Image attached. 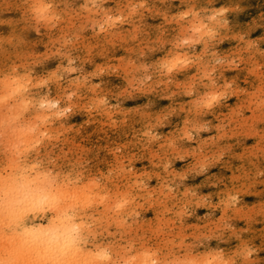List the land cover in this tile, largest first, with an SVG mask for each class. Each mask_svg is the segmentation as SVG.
<instances>
[{
	"label": "bare ground",
	"instance_id": "obj_1",
	"mask_svg": "<svg viewBox=\"0 0 264 264\" xmlns=\"http://www.w3.org/2000/svg\"><path fill=\"white\" fill-rule=\"evenodd\" d=\"M11 1L13 0H9L10 3ZM26 2L25 9L32 14V17L50 21L52 24L62 18L60 13L52 7L54 3L63 8L60 10L63 15L65 13L77 17L82 13H91L94 30L98 33L95 31L96 33L91 35L90 32L93 30L90 31L92 40L85 41L86 43H83L85 45L80 47L86 55L87 52L93 51L92 61L85 62L80 51L76 54L77 65L87 66L83 75L77 74L72 64L65 59V61L60 60L47 67L42 75L34 74L28 60L23 63L24 60L21 61L19 58L16 59L23 64L15 66L17 63L13 65V62H7L8 64L0 69V129L10 131V137L11 134L13 137L12 142V137L9 140L11 146L6 136L5 141H8L7 146L10 145L12 151L8 150L11 151L8 159L5 157L8 164L5 165V160V168L0 171V264H100L101 262L105 264H250L247 262V257L255 249L254 239L245 241L236 237L226 249L224 248L223 253L216 251V247V250L215 248L205 250L201 247L193 249L195 241L205 236V231L221 229L219 221L222 218L232 220L236 225L246 219L255 223L252 216L260 212L258 206L249 209V212L247 210V213L239 210L240 205L245 201L244 198L248 195L247 187L251 172L245 173L241 178L234 174V169L240 167L243 161L239 155L244 153L247 147L240 148L235 155L233 154V161L225 168L227 174H225L224 182L206 194L203 191L193 196L195 186L177 189L173 187L175 180L179 177H183L188 172H200L209 166L211 160L205 162L201 158H196L199 155L196 151L205 144V137L202 134L205 128L213 126L216 139L224 134L225 122H221L223 113L226 112H222L224 109L233 111L234 104L239 99L243 102L240 107L243 113L253 112L258 105L259 101L255 97L256 88L254 87V83L258 80L252 67H249L248 59L246 58L248 62L246 63L249 64L248 70L245 67L237 70L235 74L231 73L232 63L229 62V53L237 55L238 48L247 46L256 48L252 38L237 40V30L242 26L236 18L240 0H179V6L168 5L169 7L165 9L159 5L161 2L158 3L157 0H27ZM70 2L73 8L67 11L66 8ZM252 2V0L249 2L247 9L252 7ZM243 3L246 5L248 0H244ZM4 4V7H9V4ZM1 6L0 12L7 14L9 9ZM226 9H232L235 15L231 14L229 18ZM22 11L18 14L20 19L17 18L18 21L26 18L22 15ZM35 19L34 21H39ZM5 20V18L0 19V23H4ZM61 20L63 21V18ZM228 20L231 22H227ZM44 21L41 20V22ZM27 22L30 23L29 20ZM20 24H25V21ZM64 24L68 25L66 20ZM136 25H139L138 33L135 30ZM76 27L72 28L73 32ZM15 29L13 30V32L16 31L15 34L17 31L21 34L19 29ZM67 29L68 26L65 30ZM79 31H81L80 27ZM7 34L8 32L5 35L9 36L10 32L9 35ZM15 34L12 33V36L5 40L2 39L5 36L3 35L0 40L5 44L8 43V47L11 43V48L12 43L20 45L19 42L22 39L16 37L18 33ZM74 34L77 35L76 32ZM50 35L51 33L46 36L50 37ZM255 36L253 38L257 41ZM56 37L58 39L60 36ZM225 37H229L228 41L226 40L224 45H218L217 42ZM115 38L116 41H114ZM128 42L131 43L132 48L123 52L119 62L134 57V50L137 49H134L133 44H145L148 48L152 46L155 48L154 45L157 42L164 43L158 54L153 59L150 58L152 60L150 83L143 82V79L137 80L139 85L142 84L137 89L141 96L145 99L157 98L158 106L163 108L166 116H169V128L161 134L155 131L161 118L155 109L144 114H139L134 109L118 112V121L123 130L121 133L118 130L119 138L118 134L115 136L113 134L112 128L116 121L109 109L110 105L105 102L107 93L103 91L107 88L104 85L98 86L99 81L103 79L99 71L105 70L101 61L103 53L100 52V48L101 45H107L109 49L119 51L117 47ZM43 45L44 47L47 45L46 39ZM0 49H2L1 45ZM5 49L4 52L7 51ZM215 51H218V54ZM104 53H107V50ZM109 53L111 55V52ZM19 55L21 56L20 53ZM25 56L27 58L28 55ZM218 59L221 63L217 66L216 60ZM10 61H12L11 58ZM130 61L132 62L131 59ZM114 66L112 65L113 68ZM139 71H133V75L135 76ZM215 71L218 76L211 75ZM66 72L70 74L67 83L71 88V93L75 96L74 103L70 102L73 100H67L68 94L66 95L65 90L61 89L58 84L59 78ZM111 73L113 74V71ZM124 77L120 76L114 80L117 81L115 87H119L124 82ZM228 79L233 82V86L230 84L232 86L230 90L226 88ZM246 87L247 91H243ZM108 92L113 97L118 95L117 92L112 91V88H108ZM225 95L230 98L228 105L220 101ZM69 108L72 110L64 119L63 114ZM62 116L64 121L61 120ZM79 116L82 117V119L78 118L79 123L76 122L80 127L79 138L88 139L95 132L101 133L104 129L108 133L105 165L107 166V188L106 195L102 193V198H96V195L100 196V194L95 192V195L90 183L80 184L81 187H77L76 183H71L68 177V179L64 177L63 172H50L46 165L37 162L39 158L36 160L37 156L42 154L36 153L39 148L33 151L29 146L32 140L37 139V135L32 134L34 130L54 126L60 128V125L69 127V124L73 123L72 119ZM195 117L202 119L197 122ZM245 118L247 119V116ZM126 119L127 123L124 122ZM246 119L239 121L236 117L233 121L240 124L243 129ZM228 134H234L232 127L228 130ZM48 135L46 134L45 137ZM52 138L54 139V137L50 139ZM39 139L38 137L35 142L40 141ZM124 140L127 141L121 143ZM222 140L226 141L223 138ZM3 141L4 138L1 143H4ZM180 142H190V149L178 148L176 144ZM45 144L48 146L49 143ZM142 144L155 151L141 153ZM118 147L122 150L121 156L115 151ZM82 153L84 152L81 149L69 152L71 156ZM162 156L163 160L160 159ZM121 159L124 160L121 161ZM217 175H220L219 172ZM101 205L104 207L102 208ZM209 210H216L219 215L207 222L205 215ZM88 213L92 215L91 218L95 216H98V219L104 218L108 226L107 249H99L101 256L97 254L91 243L95 234H92L90 227H86L83 222ZM142 213H145L146 217L139 219ZM43 219L45 221H42ZM173 221L177 222L176 227L170 226ZM216 234L218 235L219 232ZM220 235L222 236V233ZM225 237L234 236L229 232ZM257 255L259 257V254ZM263 259L251 264H264Z\"/></svg>",
	"mask_w": 264,
	"mask_h": 264
},
{
	"label": "rangeland",
	"instance_id": "obj_2",
	"mask_svg": "<svg viewBox=\"0 0 264 264\" xmlns=\"http://www.w3.org/2000/svg\"><path fill=\"white\" fill-rule=\"evenodd\" d=\"M13 1H11V3H12L11 4L9 2V0H0V5H2L1 7H4V5H5L4 3L9 4L8 5L9 7H7V6L4 7V9L6 7H7L6 9H9V11L7 10V12H8L7 14H5V12H3L4 14H2L0 12V17H1L0 19L5 18L6 20L4 21V23L5 22L7 23V24L5 23V25H4V23H0V35H1V32H2V35L0 37L5 35L7 32H8L7 35H9V32H10L9 36L5 35L6 38H4L5 36L2 37V39H4V40L5 39H9V37L12 36L11 35L12 33L15 34L16 31L13 32V30L16 28L15 30L19 29L21 31V34H20L19 31H17L18 35H16L17 33L15 35H16V37L18 36L17 38L21 37L19 39L20 40L22 39V40L21 41L19 40L21 42V43L19 42L20 45H17L18 43L17 44L12 43V48H14V49L11 48V46H10L11 43L9 44V47H8V43L5 44V43L2 42V40H0L1 41L0 45L2 47V49H0V52H1L0 61H2L0 69L2 67H4L5 65H7L8 64L7 62H11V63L13 62L12 63L13 65L15 63H17V65L15 64V66H18L19 64H23L24 62H26V60H28V63L30 65V67L34 69V70L32 69L33 73L34 74H38V75H40V74L42 75L43 71H45L47 67L51 66L53 63H56V62H58L60 60H64L65 59V60H67L68 62H70L72 64V66L76 70L77 74L81 73L83 75L84 72L86 71V67L87 66H79V65H77L78 61H77L76 54L80 51V55L83 57V60L85 62L88 61V63H89V61H92V59H93V56H92L93 54H91V53H93V51L87 52V55H86L85 52L83 54V50L80 48L81 46L83 47L85 45L83 43H86L89 39L92 40V36L91 35H94V33H96V32L98 33L97 30H94L93 23H92V18H91L92 17L91 13H88V14L82 13V14H79L77 17H75V16L72 17V15H67V14L64 13V15H65L64 16L62 14V11H60V10H63V8L59 4L54 3L52 5V7L54 9H56L60 13L61 17L63 18V21L61 20L62 18L60 17L61 19H58L57 23H53L52 24L50 21L46 20L47 21L46 22L43 19H37V18L35 19V17H32V14H29L27 9H25L26 8V4H27V2H26L27 0H18V1L17 0H13ZM148 1H151V0H148ZM157 1H158V3H159V1L161 2V3H159V5L163 6L164 9L166 7H169L170 5L179 6V0H157ZM181 1H183V0H181ZM243 1L244 0H240V2L238 3L239 4V12H237L238 15H237L236 18H237L238 21H240L242 23V26H240V28L237 30V35H238V39L237 40L241 41V38L244 39V40L246 38H252L253 41H254L253 44H254V46H256V48H251L249 46L238 48L237 52H236L237 55H231L229 53V60H230L229 62L232 63L231 64V73L232 74H235L236 71L239 70V69H244L246 67L247 68L246 70H248L249 67H252V70L254 71V73L256 75V79L258 80V81H256L254 83V87L256 88L255 89V97L259 101L258 105L256 106V108H255V110L253 112H247L246 111V112L243 113V111H242L243 109L240 108L242 106L243 102L241 101V99H239L237 102H235L233 111H229V109H224L222 112L226 111V112L223 113V115L225 117L223 116V118H222L223 121H221V122H225L224 124H225V130L226 131H224V134L221 135L219 139L218 138L216 139L215 132L213 130L214 127L213 126L212 127L209 126L208 128H205L203 133H202L204 135L203 137H205V144H203L202 145L203 147L201 146L199 148V150L196 151V154H199V155L196 156V158H198V159L201 158V159L205 160V162L211 160L210 163H209V166L207 168H203L200 172H188L183 177H179L178 179L175 180V182H174L175 184L173 185V187L175 186L174 189H177V188H183V187H186V186L187 187L195 186V190L193 192L194 193L193 196L199 195L203 191H205V194H206V192L211 191L212 189L215 188V186H217L219 184H222L224 182L225 174H227V170L225 169L227 167V164H229V163H231L233 161L234 155L238 152V150L240 148L247 147V150L244 153H241L239 155L241 158H243V161H242L240 167L234 169V174L235 175L237 174L236 176L241 178V176H243L245 173L251 172V177L248 180L249 185L247 187L248 195L244 198L245 201H244V199L242 200V202L244 201L245 203L243 202L240 205L241 209H239V210L241 212L247 213V212H249V209L258 206V208H260V212L258 214H255V215L252 216V218H254L253 221L255 223L253 224L251 220L246 219L245 221H241V223L238 224L239 225L238 226V225H236L234 223V221L229 220L227 218L226 219L222 218L219 221V225H220V228L222 230L218 229L217 231H214V230H209L208 229L209 231L208 230L205 231V236L203 235V236L199 237L195 241L193 249H198V248L201 247V248H205V250H208V249H213V248L216 247L217 248V250L215 248L216 251L223 253L224 250L226 249V247L229 245V243L231 241H233L236 237H238V239H242V240H245V241L250 240V239H254L255 240V245H256L254 247L255 249H253L252 253L249 254L248 257H247V259H248L247 262L251 264V263L256 262L257 260H260V259L264 258V137H263L264 136L263 135L264 134V122H263V120H264V0H252L253 1L252 2V7L250 9L249 8L247 9V6H248V4H249V2L251 0H248V3L246 5L243 3ZM21 2H23L24 4L21 3ZM164 2H165V5H164ZM71 4L72 3L70 2L69 6L66 8L67 11H69L70 8H73ZM244 6H245V8H244ZM177 9H179V8H177ZM10 10H12V13H10ZM21 10H23L22 11V15L26 17V18H24V20H22L23 22L25 21V24H20L22 21H18L17 20V18L19 19L18 14L21 13ZM25 12H27V13H25ZM226 14L229 17V15H231V14L235 15V12L232 11V9H229V10L226 11ZM80 15H81V17H80ZM67 16H68V18H67ZM99 16L102 17L101 15H99ZM28 17H30V18H28ZM71 18H72V21L74 20L72 25H71V22H72ZM34 19L35 20H39V21H34ZM64 19L66 20V23L68 25L64 24V22H65ZM26 20L27 21L29 20L31 25ZM31 20H32V22H31ZM41 20L46 22V24H44V22H41ZM88 20H90V21L88 22ZM11 21H13V22H11ZM102 21L104 22V20H102ZM81 22H83V23H81ZM227 22H231V20L230 21L228 20ZM51 24H52V27L49 28V26H51ZM87 24H89V25L87 26ZM42 25H44V26H42ZM81 25H84V26L82 27ZM67 26H68V29L65 30L67 28ZM78 26L80 27L81 31H79V27ZM73 27H76L74 32L72 30ZM1 28L4 29V30H2ZM47 28H48V30H47ZM69 28L71 29V31H70ZM44 30H45V32H44ZM135 30L138 33L139 25H136ZM135 30H133V32ZM83 31L85 33H83ZM90 31H92V32H90ZM103 31H107V30L103 29ZM48 32L51 33L50 37H48L49 34H50ZM75 32L77 33V35L74 34ZM89 32H90L91 35L89 34ZM102 33L103 32H101V34ZM47 34H48V36H46ZM104 34H107V33L104 32ZM42 35H44V36H42ZM54 35H56L58 37L60 36L59 37L60 39L59 38L57 39V37L54 36ZM254 36L257 38V41H255V39L253 38ZM84 37H87V38H84ZM44 38L46 39V43H47V45L45 47L43 45V43H45V39ZM228 39H229V37H225L224 39H221L220 42H217V43H218V45H224L226 40L228 41ZM42 40H43V42H42ZM80 41H82V42H80ZM114 41H116V38L114 39ZM81 43H82V45H80ZM124 44H125V46H124ZM124 44L123 45L121 44L122 46L117 47L118 50L120 49L119 51L109 49L107 45H101L102 47L100 48V50H101L100 52L103 53L102 54L103 58H102L101 61L103 62V68H105V70L101 69V71H99L100 72V76L103 79H101V82L99 81L98 86L102 87L104 85L107 88L105 91H103V92L107 93L106 96H105V98H106L105 102L107 103V105L108 104L110 105L109 109L111 110V113H113L112 114L113 119L116 121L114 127L112 128L113 134H114V136H115V134L116 135L118 134V138H119V134L122 132L121 130H123V127L120 124V122L118 121V118H119L118 112L122 113L124 110H127V109H129V110H131V109L133 110L134 109L139 114H144V113L149 112V110H154L155 109L157 115L160 114L159 116H161V118L159 119L160 121H159L158 125L155 127L156 128L155 131L159 132L161 134V132H164V131L168 130V128H169V121H168V117L169 116H166L164 111H163V108L158 106L159 102L157 101L158 100L157 98L145 99L143 96H141V94L138 92L137 89L142 84L139 85L137 80L143 79V82L150 83V79H152L151 78L152 77V65H151V61L152 60L151 59H153L158 54L159 49L164 45V43L163 42H157L154 45L155 48H153V46L148 48L145 44H143V45L142 44L138 45V43L133 44V47H134V49H137L136 50L137 52L134 50V57L135 58L134 57L130 58L132 60V62L130 61V59H126L127 61L126 60H122V62H119V59H120L121 55L123 54V52H126L127 49L129 50V49L132 48V45H130L131 43L128 42V43H124ZM15 45H17V46H15ZM73 45H75V46H73ZM4 46L7 49H5ZM139 46L141 47V49H140ZM72 47H74L76 49H74ZM78 47L81 50L78 49ZM121 47L124 50H122ZM8 48L11 51L12 50L13 51L11 52L10 50H8ZM144 48H146V49H144ZM4 49L7 50V51L4 52L3 51ZM40 49H41V51H40ZM253 49H255V50H253ZM103 50L105 52L107 50L108 54L104 53ZM14 51H15V53H14ZM108 51L111 52L112 56L110 55V53ZM138 51H139V53H138ZM35 52H38V53H35ZM19 53L21 54V56L19 55ZM34 53L36 54L37 57L40 56V55L41 56L37 58L34 55ZM215 53L218 54V51H215ZM26 54L29 56V58H28V56L26 58V56H25ZM113 54H115V55H113ZM89 55H91V56H89ZM106 55H108V57ZM7 56L9 58V60H8ZM104 56H106V57H104ZM10 58L12 59V61H10ZM16 58L17 59L19 58L21 61L24 60L23 63L20 60H17ZM36 58L39 61H37ZM39 58H42L44 60L42 61V59L40 60ZM53 58L54 59L56 58V59L54 60ZM107 58H109V59H107ZM246 58L248 59V62L250 63V66H249V64H247L248 62H247ZM33 60H34L35 63L33 62ZM5 61H6V63H5ZM147 61H149V63ZM30 62L33 63V64H31ZM39 62H41V63H39ZM46 62H48V63H46ZM106 62H108V63L111 62V63L107 64ZM11 63H9V64H11ZM113 63H115V64H113ZM133 63H135V65L138 63L136 65L137 67L135 65H133ZM142 63H144V64H142ZM220 63H221V60H219V59L216 60V65L217 66ZM117 64H118V66H116ZM245 64H247V65H245ZM251 64H252V66H251ZM107 65H109V67ZM112 65L113 66L115 65L114 68L112 67ZM126 65H127V67H126ZM145 66H146V68L148 66L149 67L146 69V68H144ZM111 67H112L113 74L111 73L112 72L111 71ZM123 67H125V68L122 71ZM128 68H131V69H129L130 72H129ZM216 68H218V67H216ZM35 69H36V71H35ZM116 70H117L118 73L116 72ZM135 70L136 71L140 70V71H139L138 74H136L134 76L133 75V71H135ZM37 71H39V72H37ZM80 71H82V72H80ZM67 73L68 72H66L63 75H61V78H59V80H58V84L60 85L61 89L65 90L66 95L68 94L67 95V98H68L67 100H69V101L73 100V101H70V102L74 103L76 101V99H75L74 94L71 93L70 86H68V83H67L68 79L67 78H68V76H70V74L69 73L67 74ZM130 73H132V75ZM65 74H66V76H65ZM139 74L140 75L142 74L141 77H139L140 76ZM119 75L120 76H125L124 78L126 80L124 79V82L122 84H120L119 87H115L117 81H114V80L117 77H120ZM126 75H127V77L130 80H128ZM211 75L218 76L216 71L214 73H211ZM103 76H105V78ZM111 77H113V78H111ZM79 78H82V77H79ZM105 82H106V84H105ZM108 82L111 83V84L113 83V84L111 85ZM227 82L229 84V85L226 84L227 90L232 89L231 87L233 86V82H230L229 79L227 80ZM107 85L109 87H107ZM108 88H112V91L117 92L118 93L117 97H113V95L108 92ZM247 89L248 88L246 87V88L243 89V91L244 90L247 91ZM108 95H110V96H108ZM222 98H221L220 101L223 104L224 103L226 105L230 104L229 96L225 95V96H222ZM237 108H239V109H237ZM71 110L72 109L69 108V109H67V111L64 112V114H63L64 115V119L67 118V116H68V114H70ZM159 110H160L161 113L159 112ZM234 115H237L236 117H237V119H239V121H243V119H246L245 117L247 116L245 124H243V129L240 127V124L234 123L233 120L236 118ZM80 117L81 116L74 117L72 119L73 123H71V125L69 124V127H67L68 125H60V128L59 127L55 128V126H54V127L39 128L37 130H34V132L32 134L34 136L37 135V137H36L37 139H34V136H33L34 140H32V141L30 140L31 143H30L29 146H31L30 149H33V151H36V149L39 148L36 151V153H39V155L42 153L40 156H37V158H36V160L39 158V160H37V162L39 164L46 165L48 167L47 169H49L50 172H54V173H56V171L57 172H61V173L63 172V174H65L64 177L65 178L68 177L70 179V181H72L71 183H76L75 185H77V187L80 184L90 183L91 186H93L92 187L93 188L92 189L93 192L94 193L98 192L97 193L98 195L100 194V196H97L96 193H95L96 198H97V197H101L102 193L105 194L106 193V188H107L106 187L107 166H105V165H106V161H107V157H106L107 156V154H106L107 153V145H106V143H107V135H108V133L106 132V129H104L101 133L95 132L94 135L89 137L88 139H85V137L84 138H81V137L79 138L80 127L78 126V123H79L78 121H80V120L78 118H80ZM232 117H235V118L232 119ZM74 119H75V121H74ZM80 119H82V117ZM200 119H202V118H200ZM200 119H199V117H198V119H197V117H195V121H197V122ZM61 120L64 121L63 120V116L61 117ZM76 122H78V123H76ZM124 122L127 123L128 122L127 119ZM249 122H251L252 124L249 123ZM257 124H260V125H257ZM244 126H246V127H244ZM230 127H232V129H233V132H234L233 135H229L228 134V130H230ZM118 130L120 131V133H119ZM5 131H7V132H5ZM48 131L50 133H48ZM255 131H256V133H255ZM0 132H2V133H0L1 134L0 135V140L2 141L3 138H4V141H3L4 143H1V141H0V160H1L0 168H2V169H0V171H1V170H3L5 168V165L7 166L8 160H6V159H8L9 152L12 151L11 150L12 144L9 141L10 138L12 137V134H11V137H10V133L11 132L6 130V129L5 130L0 129ZM42 132H44V133L42 134ZM51 132L53 133V135H52ZM3 133L5 134V136H4ZM46 134H49L48 137H45ZM162 134H164V133H162ZM104 135H106V137ZM6 136H7V140L9 141V144L11 145V146L9 145L10 147L7 146V142L8 141L7 142L5 141ZM13 136L15 137V135H13ZM41 136H43V137H41ZM38 137L40 138L39 139L40 141L35 142V140L36 141L38 140ZM51 137H54V139L52 138L53 141L50 139ZM230 137H231V139H230ZM105 138H106V140H103ZM222 138L225 139L226 141L223 142ZM11 139H12L11 140V142H12L13 141V137ZM47 140H49V141H47ZM126 141L127 140H124L121 143H124ZM103 142H105V143H103ZM39 143H41L42 145H40ZM45 143H49L48 146ZM3 144L6 147H4ZM16 144L18 145L19 143H16ZM34 145H36V147ZM37 145H39V146H37ZM141 146H140L141 153H145L146 154V151H147V153H153V151H155V150L152 151V149H150L146 145L142 144ZM176 146L178 148H187V149L189 148L190 149V142H180V143H177ZM115 147H116V145H115ZM118 148H116L115 151L118 154L120 153V156H121L122 150H121V148H119V149ZM80 149L84 153L78 154V155L74 154L72 156L69 154V152H72L73 150L76 151V150H80ZM8 150H11V151H8ZM87 151H89L88 152L89 154H87ZM212 155H215V156L212 157ZM5 157H7V158L5 159ZM210 157H212V158H210ZM162 158L164 159L163 156L160 159H162ZM5 160H6V162H5ZM122 160H124V159H121V161ZM4 162H5V165H4ZM74 162L75 163L77 162L78 164L77 163L75 164ZM125 162L126 161H124V163ZM1 165H2V167H1ZM80 167H82V169ZM83 167H85V168H83ZM86 167L87 168L89 167V169H87ZM66 172H68V173H66ZM217 172H219L220 175H217ZM223 172H224V174H223ZM256 172H258V173L256 174ZM93 176L96 177V178H94ZM211 178H213V179H211ZM99 179H100V181H99ZM92 180H93V182L94 181L95 182L93 183ZM79 187H81V186H79ZM101 187H102V189H101ZM103 187H104V189H103ZM257 191H259V192H257ZM101 207L103 208L104 206L101 205ZM218 215L219 214H218V212L216 210H209L207 212V215H205V220L206 221L207 220L211 221V220L217 218ZM91 217H92V215H90V213H88V215H86V218L83 217L84 218L83 222L86 225V227H88V228L90 227L89 229H90L91 233L95 234V236H93V239H92L91 243L94 245V249L97 251V254L99 255V253L101 252L99 250L100 248H101V250L102 249L103 250L107 249L106 248L107 247V243H108L107 239H109L108 226H107V223L105 222L104 218L98 219V216H95L93 218H91ZM145 217H146L145 213H142V214L139 215V219H144ZM187 218H189V216ZM92 219L94 221H92ZM42 221H45V220L43 219ZM170 226L171 227H176L177 226V222L173 221L172 223H170ZM217 232H219L218 235L216 234ZM229 232H230V235H233L234 237H231V238L228 237L229 240H227L228 238H226L225 235H226V233H229ZM221 233H222V236L220 235ZM257 239H259V240H257ZM195 247H197V248H195ZM257 254H259V257H257L258 256ZM99 256H101V254ZM103 263L105 264V262H101L100 264H103Z\"/></svg>",
	"mask_w": 264,
	"mask_h": 264
}]
</instances>
